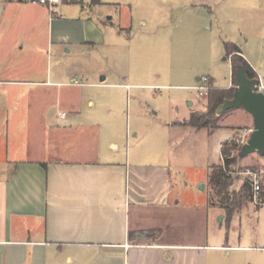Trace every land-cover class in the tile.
<instances>
[{
  "label": "crops",
  "instance_id": "0c3cea01",
  "mask_svg": "<svg viewBox=\"0 0 264 264\" xmlns=\"http://www.w3.org/2000/svg\"><path fill=\"white\" fill-rule=\"evenodd\" d=\"M61 8L52 13L0 0V136L25 155L0 173V264H208L209 245L162 237L182 207L177 177H185V161L194 154V132H204L209 168L220 164L213 162L211 146L221 150L253 117L213 132L196 129L188 120L204 107L198 102L187 116L154 123L134 151L124 155L114 140L111 153L102 151L92 132L99 125L81 121L83 87L90 84L74 82L63 69L50 70L49 47L69 43L81 25ZM87 100L93 108L95 101ZM140 128L137 123L132 136ZM150 230L162 238L146 239Z\"/></svg>",
  "mask_w": 264,
  "mask_h": 264
},
{
  "label": "rangeland",
  "instance_id": "374dc122",
  "mask_svg": "<svg viewBox=\"0 0 264 264\" xmlns=\"http://www.w3.org/2000/svg\"><path fill=\"white\" fill-rule=\"evenodd\" d=\"M63 4V16L81 25L69 43L49 47L50 70L63 69L78 84H90L82 90L81 121L99 125L92 132L98 147L108 154L110 141L118 142L125 155L134 151L136 140L144 133L151 136L154 123L187 116L198 102L204 106L198 111L204 110L207 98H198L193 88L198 77L208 76L214 86L229 87L232 64L230 58L225 59L226 42L240 46L264 86V0H69ZM249 5L255 8L246 10ZM237 6L245 7L235 9ZM102 76L106 77L103 82ZM87 99L95 101L93 108ZM190 101L195 106H189ZM56 109L52 107V115ZM248 115L243 108H234L219 124H244L252 117ZM137 123L141 128L134 137ZM242 127L228 141L245 143L250 133L244 129H253V121ZM198 132L192 136L194 154L185 161V177H177L176 193L178 198L183 196L178 222L163 235L150 230L144 237L207 244L208 264H264V203L250 202L230 221L226 216L220 218L225 213L217 207L210 206L207 216L214 192L204 132ZM7 142L0 136V173L9 172L25 156L8 148ZM216 146H211L212 160L223 164ZM262 168L264 157L258 153L237 154L231 167L232 189H239L249 178V169ZM220 245L231 247H213Z\"/></svg>",
  "mask_w": 264,
  "mask_h": 264
},
{
  "label": "trees",
  "instance_id": "16d2710c",
  "mask_svg": "<svg viewBox=\"0 0 264 264\" xmlns=\"http://www.w3.org/2000/svg\"><path fill=\"white\" fill-rule=\"evenodd\" d=\"M68 2L69 0H64ZM227 58H230L232 64L233 85L227 88H220L213 85L209 78L210 87L206 97V106L202 111L191 113L188 124L196 129L206 128L213 132L220 128L219 121L222 120L229 110L220 111V107L226 100L232 99L235 91L236 72L243 67L246 76L250 79H259L257 71L250 65L244 57L240 46L233 42L225 43ZM244 143H233L225 141L221 147L223 164L212 165L209 171V182L213 188L214 197H212L209 206L217 207L225 213L226 220L230 221L233 216L241 212L253 197V186L250 178L246 179L239 189H232L233 176L231 167L236 163L237 154L241 156V150ZM233 154V155H232ZM261 198L264 202V181L261 186Z\"/></svg>",
  "mask_w": 264,
  "mask_h": 264
},
{
  "label": "water",
  "instance_id": "95a60500",
  "mask_svg": "<svg viewBox=\"0 0 264 264\" xmlns=\"http://www.w3.org/2000/svg\"><path fill=\"white\" fill-rule=\"evenodd\" d=\"M100 79L103 81L105 76ZM260 84V79L248 78L244 68L240 67L236 72L234 96L232 99L226 100L220 107L221 112L243 108L253 117V131L242 146L240 153L242 157L251 153H258L264 157V89H261ZM224 216V214H221L220 218L223 219Z\"/></svg>",
  "mask_w": 264,
  "mask_h": 264
},
{
  "label": "built area",
  "instance_id": "2783aa9c",
  "mask_svg": "<svg viewBox=\"0 0 264 264\" xmlns=\"http://www.w3.org/2000/svg\"><path fill=\"white\" fill-rule=\"evenodd\" d=\"M18 1L47 7L52 13H54V11L57 9L59 5L65 2L64 0H18ZM74 82H76V80H74ZM209 87L210 85H209L208 76L201 77L198 84L193 86V88L197 91V94L205 98L208 96ZM260 87L261 89H263L261 84ZM244 131L250 133L251 135L253 129H244ZM242 137L243 136L241 135L237 137L235 140H237V142H240ZM247 173L249 175L250 180L252 181V186H253L252 202L256 205H261L264 203L261 198V186H262V181H264V168H262L260 171L249 169Z\"/></svg>",
  "mask_w": 264,
  "mask_h": 264
}]
</instances>
